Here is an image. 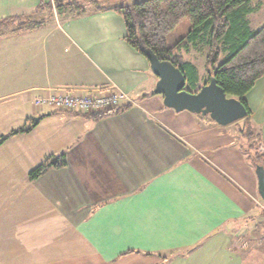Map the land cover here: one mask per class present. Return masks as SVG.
Returning a JSON list of instances; mask_svg holds the SVG:
<instances>
[{
	"label": "crops",
	"instance_id": "0c3cea01",
	"mask_svg": "<svg viewBox=\"0 0 264 264\" xmlns=\"http://www.w3.org/2000/svg\"><path fill=\"white\" fill-rule=\"evenodd\" d=\"M70 1L87 13L37 11ZM251 7L256 31L264 0ZM95 8L91 0H0V22L48 20L0 37V101L8 102L0 140L29 129L0 145V264H169L209 254L264 264L258 179L237 148V127L165 107L150 62L125 40L123 17ZM201 49L186 59L196 65L191 54ZM55 88H114L135 105L97 118L37 109L34 100ZM245 99L264 141V77ZM61 154L64 167L30 180Z\"/></svg>",
	"mask_w": 264,
	"mask_h": 264
},
{
	"label": "trees",
	"instance_id": "16d2710c",
	"mask_svg": "<svg viewBox=\"0 0 264 264\" xmlns=\"http://www.w3.org/2000/svg\"><path fill=\"white\" fill-rule=\"evenodd\" d=\"M91 1L96 5L95 12L120 14L127 31L126 42L148 61V51H151L159 60L171 62L184 73L192 93L200 89V73L185 55L192 49L206 48L209 80L215 77L227 96L239 100L247 110V117L235 123L237 148L255 171L258 166L264 167L262 132L252 121V112L245 99L256 82L264 77V26L254 31L248 21L254 0H145L130 5L124 4L126 0ZM54 10L61 17L68 14L80 17L87 13L80 1L56 2L54 7L41 4L37 11L50 13V18ZM47 21L45 18H8L0 22V37L27 27H42ZM185 21L190 23L188 34L169 46L167 37ZM27 131L29 129L11 132L0 140V145ZM65 165V154L48 156L29 178L36 181L49 168L58 169Z\"/></svg>",
	"mask_w": 264,
	"mask_h": 264
},
{
	"label": "water",
	"instance_id": "95a60500",
	"mask_svg": "<svg viewBox=\"0 0 264 264\" xmlns=\"http://www.w3.org/2000/svg\"><path fill=\"white\" fill-rule=\"evenodd\" d=\"M151 71L158 78L155 94L164 98V106L176 112H190L209 116L216 124L226 127L247 117V110L242 103L228 97L219 86L215 77L196 93L186 89L187 78L184 73L169 61H161L148 51ZM258 192L264 202V167L256 168Z\"/></svg>",
	"mask_w": 264,
	"mask_h": 264
},
{
	"label": "built area",
	"instance_id": "2783aa9c",
	"mask_svg": "<svg viewBox=\"0 0 264 264\" xmlns=\"http://www.w3.org/2000/svg\"><path fill=\"white\" fill-rule=\"evenodd\" d=\"M34 105L39 110L51 109L83 116H103L135 105L127 93L114 88L76 92L71 89H50L49 94L37 97ZM264 238H262V241Z\"/></svg>",
	"mask_w": 264,
	"mask_h": 264
},
{
	"label": "rangeland",
	"instance_id": "374dc122",
	"mask_svg": "<svg viewBox=\"0 0 264 264\" xmlns=\"http://www.w3.org/2000/svg\"><path fill=\"white\" fill-rule=\"evenodd\" d=\"M117 1H121V0H117ZM141 1H145V0H126V2L124 4L125 5H130V4H133V3H136V2H141ZM101 5L104 6L105 4L101 3ZM85 6L89 7L90 5L86 3ZM45 17H46V14H44L43 18H45ZM36 18L40 19L41 17L36 15ZM189 30H190V23L188 21H185L174 32H172L167 37V44L169 46L174 45L177 41H179L180 39L184 38L188 34ZM203 49H201V51L197 52L196 54H191L192 57H193L194 62L196 63L197 67L199 68V70L201 72L200 73L199 88H202L203 86L208 84L209 81H210L208 76H207L206 57H205V53L203 52ZM186 89L190 90V87L187 85ZM0 102H1L0 103V110H2V108H4L5 105L8 104V102L3 101V100H1ZM235 126L237 127V125H235ZM255 205L259 209V216H257V218H254V219H255V221L261 220V223H262V222H264V202H263V200L261 199L260 196L256 199ZM263 228H264V226H263ZM260 233H261V238H264V229L261 230ZM261 243H264V240ZM210 257L211 256L209 254V256L206 259H203L202 261H199V262H196V261H187V262L169 261V264H227L226 259L220 258L219 260H215V259L212 260V259H210Z\"/></svg>",
	"mask_w": 264,
	"mask_h": 264
}]
</instances>
